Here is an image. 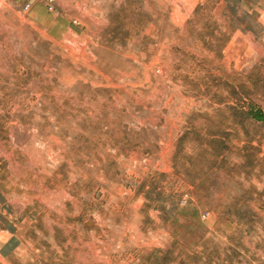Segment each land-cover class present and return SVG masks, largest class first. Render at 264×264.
Masks as SVG:
<instances>
[{
    "label": "rangeland",
    "instance_id": "1",
    "mask_svg": "<svg viewBox=\"0 0 264 264\" xmlns=\"http://www.w3.org/2000/svg\"><path fill=\"white\" fill-rule=\"evenodd\" d=\"M0 264H264V0H0Z\"/></svg>",
    "mask_w": 264,
    "mask_h": 264
}]
</instances>
